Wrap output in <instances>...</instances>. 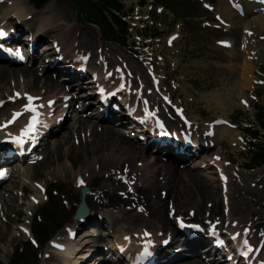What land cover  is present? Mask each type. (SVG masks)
I'll use <instances>...</instances> for the list:
<instances>
[{
  "label": "rangeland",
  "instance_id": "1",
  "mask_svg": "<svg viewBox=\"0 0 264 264\" xmlns=\"http://www.w3.org/2000/svg\"><path fill=\"white\" fill-rule=\"evenodd\" d=\"M24 1V6L32 12L31 15H34L33 13L36 11L34 18L27 20V23L31 24L35 31L41 33L42 37L37 57L38 63L34 64V61L33 64L29 63L25 66H11L14 67L11 72H14L15 76H10L2 84L0 96L1 93H5L3 99L11 94L13 89L19 88L41 93L43 96L49 90L54 91L53 96L57 94L61 96L63 92L68 91L70 86L65 85L64 79L71 81L76 79L69 75L71 73L69 64L63 62L59 66L58 69L63 72V75L57 71L53 74L50 68L53 67L56 58L52 41L57 39L60 40L65 47V52L70 57H75L80 52L93 55V63L90 62L92 66H98L97 58L100 52L110 58L122 55L129 62H136L135 64L142 68L143 76L146 79H148L147 65H144L143 62L151 59L155 65V71L162 77L164 92L172 98L174 104L185 109L195 123L197 131L208 128L217 119L225 120L229 124L226 125L227 129L230 126L234 131L233 134L220 138L219 142L215 139L217 144L211 152L203 157L201 155L195 157L196 165H189L190 163L185 161L169 162L170 166L172 165L180 171L176 182L178 190L174 189V194L170 195L168 187L161 182L159 186L152 189V192L156 196L164 197V192L167 191L166 197H171L170 199H173L177 210L183 213L184 209V214L187 216L193 209L197 213L199 203L202 202L205 209L200 205L202 210L199 211L200 214H196V217L207 218L208 222L221 217L226 222L230 218L231 211L227 212L225 208L222 185L214 166L216 163L212 162V156L216 153L222 157L221 163L231 177L229 181V194H232V199L230 196L229 202L230 208L234 205H242V209L244 208L242 217L232 214L231 217L238 221L242 219L244 226L248 221L255 222V224L264 223V167L246 168L249 137L244 130L247 126L260 127L257 108L264 106V28L261 30L260 26L261 31H259L254 23L247 25L246 22H249L251 17H241L235 14L231 20L225 19L219 11L221 10L219 6L227 5V0H173L170 3L172 6H169L170 9L166 3L165 9L159 7L160 4L157 0H126L123 1L121 7L127 14L124 16V20L129 22L130 30L127 44L122 46L120 43L104 40L108 38L103 36L96 24V22L101 26L105 24L100 15L101 4L98 0H53L41 10L35 9L30 0ZM204 3H209L213 10H206ZM102 5L106 6V1H103ZM228 5H230V1ZM47 9L54 14L49 24L45 17L49 13V11L46 12ZM3 13L4 11L0 9L1 19L8 20L10 25L18 23V17L10 18L11 13L6 16ZM219 16L233 24L230 23L229 26L220 24L217 20ZM256 16L261 15L257 14ZM261 19L264 21V17ZM174 36L175 39L172 40ZM246 36L248 42L244 43ZM224 41H229L230 47L224 46ZM42 45L46 46L42 47ZM46 48H49L50 51L47 52ZM245 59L249 61L251 59L250 62L254 63L249 68L252 86L243 89L241 88L243 83L240 81V85H237L236 81L240 80ZM23 70L36 71L37 74L29 77L22 74ZM45 75L58 80L59 88H48L49 90H47L43 85ZM38 77H41L40 82H38ZM61 77L63 80L60 79ZM90 77L88 75L84 78L86 85L87 83L93 84ZM74 83L78 84L79 81ZM222 88L229 90V94L221 99L222 102L211 101L208 103L209 96L212 100V90ZM223 103L229 104L224 105ZM72 104L81 106L80 99L77 98ZM90 114L79 113L76 117L68 118L64 127L62 126L50 138L47 137L48 141L45 140L47 143L43 145L41 151L43 159L38 164L32 165V179L24 176L25 167L20 163L11 165L13 176L0 189L1 264H10L11 260L21 263L27 261L28 264H57V260L53 257L46 258L50 249L48 241L43 248L29 247L26 255L27 260L15 257L14 252L22 246L28 237L21 231L20 223L32 221L33 224L35 216L41 214L42 208L46 205L47 211L51 213L44 216L43 222L52 217V232L58 229L56 234L53 232L52 235L55 234L53 238L64 236L65 227L68 222L73 220L72 213L80 200L78 177H84L87 183L95 187L93 196L95 200L98 198L100 190L108 189L107 187L118 179L117 173L111 169L113 164H117L112 162L113 160L110 161L111 163L109 160L104 163L106 160L104 158L109 151L105 149L99 151L95 155L99 158L98 162H92L95 157L87 151L86 143L102 144L103 138H107L106 133L92 135L88 127L80 125L78 118L88 119ZM118 118L120 117L114 116V127L122 130L136 150L144 147L145 141H140L137 134H132L131 132L135 133L134 130H123ZM100 128L99 131L95 130L102 132L103 130ZM97 134L98 136H96ZM86 139L91 142H87ZM114 155L120 160L119 165H122L128 158L127 155L120 157V152ZM141 155L142 157L155 155L154 158L158 156L154 151L149 153L144 151V148L137 156L140 158ZM161 161L169 164L164 159ZM191 161L189 160V162ZM160 167L159 165L155 170L150 169L138 186L144 188L151 178L166 176ZM65 171L66 173H64ZM188 176L194 177L197 182L188 181ZM200 184L209 188L211 192L209 199L199 200L197 190L189 187L191 185L200 186ZM45 187L49 188L52 196L51 202L46 201L47 196L43 190ZM126 189L119 192V196L124 201L123 194ZM32 197H37L39 204L33 202ZM186 200L192 201V204L183 206L187 204L183 203ZM132 201L137 203L135 198L130 199L125 202L122 208L128 213H137L132 206ZM167 201H165L164 210L168 216ZM236 201L238 204L235 203ZM217 202L219 206L216 205ZM118 214L109 206L104 210L98 209L93 212L92 217L101 216V218L99 217L100 225L94 232L109 237V240L105 241L102 237L94 235L95 242L107 244L117 234H121L123 226H115L112 223L117 219ZM38 251L39 258L36 259L35 255ZM194 256L196 257L193 254L188 260L195 259ZM175 261L173 264L177 263ZM202 261L205 262L204 259Z\"/></svg>",
  "mask_w": 264,
  "mask_h": 264
},
{
  "label": "bare ground",
  "instance_id": "2",
  "mask_svg": "<svg viewBox=\"0 0 264 264\" xmlns=\"http://www.w3.org/2000/svg\"><path fill=\"white\" fill-rule=\"evenodd\" d=\"M24 5H25V1L24 0H14L11 5L2 4L1 3L0 4V9H2L4 11L5 15L10 14L11 12L14 11L15 13H17V14H19L21 16H26V17L28 15L30 16L32 12L28 11V8L26 6H24ZM219 7L221 8V10H219V11L223 14L225 19L228 18L229 20H231L233 15L236 14V12L232 8H230L228 4L227 5L226 4H222ZM262 8H263L262 5L260 7L255 6V9H254V7L247 6V8H246L247 10L246 9L245 10L248 11L247 12L248 14H250V12H252L254 10L255 11L256 10H260ZM49 9H47V11H46V12L49 11V13L45 16L48 24L52 21V17L54 15L52 12H50ZM32 10L34 11V9H32ZM33 14L34 15H33L32 18H34L36 13L34 12ZM257 17H261L262 18V17H264V15H261V16L252 15L251 19L249 20V22H246V24L247 25H252L254 23L255 24L254 26L256 28L258 27L257 30L261 31V30H263L262 28H264V21L261 18L259 19ZM230 23L233 24L232 22H230ZM260 26H261V30L259 29ZM74 41H76V40H74ZM48 51H50L49 48L47 49V52ZM112 60L115 63L120 62V60H123L126 63L124 56H121V55L119 57H113ZM250 61H251V59H250ZM250 61L245 59L244 69L242 70V74H241L240 80L236 81L237 85L238 84L240 85V81H241V83H243V85H241L242 86L241 88H243V89H245L248 86H252L251 85L252 80H250L251 78H250V72H249L250 69L249 68L253 65L254 62L252 63ZM135 63L136 62L131 61V64H132L131 67L134 68V74L139 78V80L140 79L142 80V78H141V77H143L142 68L137 66ZM127 65H128V62L126 64H123V67H124V71L123 72L126 75L129 72V70H126V68L128 67ZM12 68H14V67L0 65V92H1V86H3L2 84L5 83L6 80L8 78H10V76L11 77L15 76V73L11 72ZM53 71H54V69H53ZM22 74L28 75L30 77L31 75H35L37 73H36V71L23 70ZM120 76H121V74L115 73V78L114 79L118 80ZM45 77H46L45 80H44L45 83H43V84L47 88V90L52 89L55 86H57V87L60 86L59 83L56 80L52 79L51 76L45 75ZM33 79L36 80V78H34V77H33ZM40 80H41V77H38V82H40ZM131 80L132 79L129 78V83L131 82ZM143 82H145V81H143ZM85 83L86 82L83 81L82 83H80L79 86H81V87L83 86L84 87ZM147 84L148 83H146V85ZM14 90H16V89H13L12 91H14ZM53 92H54L53 90L47 91V95L49 96V98H46V99H53V97L51 96V95H53ZM214 93H218V94H214ZM3 94H5V93H1L0 98L3 97ZM211 94H213L212 95V100L210 99V96H209L208 103H210L211 101H213L215 103H220V102H222L221 99L224 98V96L226 94H229V90H226L225 88L217 89V90L214 89V90H212ZM132 96H134V95H132ZM135 96H136V93H135ZM144 97H146V96H144ZM159 104H160V106L162 105L161 103H159ZM223 104L224 105H228L229 103H227V104L223 103ZM17 105H18L17 103H15L13 105L6 104L5 107L2 108V110L0 109V114H1L0 115V121L3 120L7 116V114L9 112H11V110L15 109ZM87 106H91V105L87 104ZM141 109H142V106L140 107V110ZM162 109H165V108H162ZM140 110H139V112H140ZM96 117H97L98 121H94L95 123L91 122L93 120H88V119H82L81 118L79 120L80 121L79 122L80 125H82V126L84 125V126L88 127V129L92 132V135L96 134V133H106L105 136H107V138L106 139L103 138V140H102L103 143L102 144H99V143L92 144L94 142L86 143V145L88 146L87 151L93 157H95V155L99 151H101L103 149L109 151V153H107V155H106V158H104L106 160H104L102 158V160H104V163L108 162V160H109V162L113 160L112 162H115V164H117V165L113 164L111 166V167L114 168L115 171H118V169L123 170L124 167H127L126 171H123V176L128 181V183L131 182L134 186L136 185V181L140 180L144 175H146L150 171V169L155 170L159 165L161 166L160 168H161V171L163 172V174L166 175V176H163V177H160V178L156 177V179H154V178L152 179L151 178L149 180L148 185H146L145 188H141V187L137 186V191H138V193L140 195L141 203H143L145 205V207H146V209L144 211L145 212L144 214L140 215L138 213H133V212L132 213L122 212V213H120L117 216V219L112 222L113 224H115V226L116 225H122L123 226L122 227V231H121V235H124L125 237H131L130 241L129 240L125 241V240H121L122 237L119 236L118 239H119L120 243L123 244L124 246H126V245L133 244L134 242L140 241V240H141V242H143L145 239H143L142 237H140L139 239L135 238V239L132 240V238L134 237L135 233H137V232H140L141 235H142L144 233V231L149 230V231H153L154 235H156L161 230H166V231H168V230H170V231L178 230L177 224L175 223V218L172 217V216H167L166 213H165V210H164V206L166 204L165 201H167V199L169 200L171 197L168 196V198L164 200V198H162L161 196H156L152 192V189L157 187V186H159V183L161 182V183H164L168 187L170 195L174 194V192H173L174 189L178 190L176 182L178 181L177 178H179V172L180 171L177 170L174 166H172V165L170 166V164L163 163L161 161L162 159H160L159 157H155L154 158L153 155L150 156V157H142V155H141V157L139 158L137 155L139 154V152L141 150L140 149L136 150L134 148V146H133L132 142L130 141V139L125 137V135L122 133L121 129H117L116 127L111 126L110 124H108V125L102 124L101 122H107L106 121L107 119L104 118V116L100 115V113ZM22 122H23L22 119L19 120L16 129H18V127L22 124ZM90 123H92V124L90 125ZM99 128L102 129L103 131L102 132L101 131L97 132L95 130V129H97L99 131ZM211 129L214 131L215 139L218 142L220 141V138H225V137H227V135L234 133V131L232 129H230V128L227 129V127L224 124H222L220 126L212 125L210 127V129H208V130L211 131ZM96 136H98V134ZM86 141L87 142H91V141H88L87 139H86ZM6 150L7 149L3 150V154H5ZM117 152H120V155H121L120 157H123V156H126V155L128 156L127 160H125V162H123V164H122L123 166L119 165L120 160L117 159L116 156L114 155V154H117ZM98 161H99L98 157H95L92 160V162H98ZM138 162H140L141 165L137 164ZM92 165H93V163H92ZM120 167H122V168H120ZM4 169H6V168H4L3 166L0 167V171H3ZM90 169H91V166H90ZM64 173H66V171ZM24 176H26L28 179H32V166L31 165H26L25 166ZM188 178H189L188 181L197 182L194 179V177L188 176ZM113 186L117 187V188L124 189V184L122 182L118 181V180H116L113 183ZM113 186H110L108 189H102L99 192L98 198L96 200H94V197L91 196L92 197L91 198L90 195H88V197H87L88 204H89V206L91 207V209L93 211L94 210H98V209H102L103 210L104 208H107L108 206L115 210L117 208H120L121 205H123V203H124L123 200L116 193V192H118V190H114ZM189 187L197 190V192H198L197 196L199 197L198 198L199 200L204 199V198H208L209 199V197L211 196V194H210L211 192L209 191V188L206 185H203V184H200V186H192L191 185ZM239 190H241V189H239ZM98 199L100 200L99 202H98ZM242 200L243 199L241 197V201ZM183 203H187L186 205H183V206H187V205H189V203L192 204V201L189 202V201L186 200ZM235 203L238 204L237 201ZM200 205L202 206V208L205 209V207H203V203L200 202L199 203V208H198L199 211L202 210ZM216 205L219 206L218 202L216 203ZM234 206H233V209H232L233 215L234 216L238 215V216L242 217L241 215H243L242 213H243V210H244V208L242 209V205H237L235 207ZM199 211L197 212L198 214H200ZM177 213L179 215V213H182V212L180 210H178ZM183 213H184V209H183ZM119 220H121V221H119ZM241 222H243L242 219L240 221L232 220L233 230L235 232H237V231H242V232L245 231V229L241 230L239 228ZM97 224H99V223H96V225ZM0 230H1V228H0ZM93 231H96V229L92 228L91 232H93ZM258 232H260V231H258ZM258 232L256 234H258ZM89 236H90V233L88 232V230H83V231L79 232L78 236L75 239V240L79 239L78 240L79 242L78 241L77 242L74 241V243L73 242H69V246H68V250L67 251L52 250V256L51 257H53V254L55 255L54 257H56L55 260H57V257H59L58 262L62 263V264H78L77 255L75 253L82 254V255H80V257H82L84 259L86 254L90 252L89 250H87V247L90 246L89 242H91ZM99 236L102 237V239L105 240V241L109 240L108 239L109 237H107V236H103L101 234ZM256 236L257 235H254V237H256ZM62 239L63 240L64 239L67 240V237L66 238H62ZM78 246H79V248H78ZM177 246L178 247L176 248V250L173 248V250H175V253H174L173 256H171V258L169 257V252L167 251V249H163L162 251H159L158 254L162 256L161 258H167V262L172 261V258H180L181 262L179 264H205L200 258L191 259V260H188V259L184 260L183 258L186 257V255H185L186 254L185 253V247H184L185 245L182 244V246H179V245H177ZM83 248H86V249L83 250ZM107 248L111 249L110 247H107ZM104 250H106V249H103L102 251H104ZM190 250L193 251V249H191V248H190ZM102 251H100V252H102ZM100 252L97 255V259L98 258L99 259L100 258H107L110 261L109 264H123L122 262H124V257H122L120 255H117V254L112 255L113 253L111 251H109V250H107V252H102L101 254H100ZM161 258H159V259H161ZM98 260L93 262V264H95V263L99 264L100 261H98ZM124 263H126V262H124Z\"/></svg>",
  "mask_w": 264,
  "mask_h": 264
},
{
  "label": "snow or ice",
  "instance_id": "3",
  "mask_svg": "<svg viewBox=\"0 0 264 264\" xmlns=\"http://www.w3.org/2000/svg\"><path fill=\"white\" fill-rule=\"evenodd\" d=\"M4 35H5V32L3 31V29H0V36H4ZM0 48H3L2 44H0ZM7 51L9 53H13V50L11 48L7 49ZM13 54L20 55L18 50L15 53H13ZM20 58L21 59L23 58L22 55H20ZM82 59H87V57H82ZM122 87H123V85H122ZM101 91H103V89H101ZM17 98L26 99V103L23 104V111H26V112H29V113L32 114V115H30L28 122L21 129V135L12 137V139L17 144L23 145L25 143V140H24L25 136H31V134L39 132V128L37 127V125H40L42 123L41 120L39 119V117L41 115V113L39 112V109L42 108L43 105L36 103V101L41 99L40 97L32 96L29 93H19V92H17L15 94V96L9 97V99L13 100V101H15ZM66 99H67V97H66ZM4 103H5V101L0 100V106H3ZM52 103L53 102L51 100L48 101L49 105H51ZM145 103H147V102L145 101ZM22 114H23V112L14 110L11 119L6 120L3 123H0V131H3L4 129H6L9 124L14 123L17 120V118L20 117ZM149 115H154V113L149 112ZM161 127H163L162 124H161ZM9 135H11V134L9 133ZM32 138H34V137H32ZM0 174H2V173H0ZM80 183L83 184L84 181L81 179ZM178 219H180L181 226L182 227L185 226L184 222H183V219L182 218H178ZM219 223H220L219 220H217L216 223H212L211 221H209V224L211 225V234L214 235V236L219 235L217 227H216V225L219 224ZM190 227L196 228V229H198L200 231H204L205 230L199 224L190 225ZM25 231H27V229H25ZM145 235L150 236L151 233L145 232ZM235 235L238 237V236H240V233H236ZM125 239L130 241L131 237H125ZM166 242L167 241H165V243ZM244 242H245V244L248 243L247 240H245ZM145 243L150 245V244L153 243V241L148 240ZM219 243H224V242L221 240V241H219ZM57 246L59 247L60 245H57ZM121 251L122 252L125 251L123 246H121ZM149 255H151V253L146 248L145 252H144V255L141 256V259H146L147 256H149ZM245 255H247V253H245Z\"/></svg>",
  "mask_w": 264,
  "mask_h": 264
},
{
  "label": "trees",
  "instance_id": "4",
  "mask_svg": "<svg viewBox=\"0 0 264 264\" xmlns=\"http://www.w3.org/2000/svg\"><path fill=\"white\" fill-rule=\"evenodd\" d=\"M50 0H31V2L38 8L44 6L47 2H49ZM107 2L109 0H106ZM109 3V2H108ZM115 6V9L119 10V3L116 1L112 2ZM113 21L118 24V26L120 27V31L119 33H124L127 28V25L125 22H123L118 16L113 15ZM107 29L109 30L110 33H115V30L113 28V23L112 22H108L107 21ZM119 33L117 32L116 35H119ZM261 111H263V117H260V123L261 126L264 128V107L261 109ZM253 133V135H255L256 137H259L260 132L256 131V130H249ZM255 145V150H254V157H253V164L254 165H264V136L262 137V140L259 141L258 143L254 144ZM37 231L39 232L40 236H45L46 234H48V228L46 230V227H42L41 225L37 226ZM48 236V235H47ZM22 256V255H21ZM11 264H20V262L17 261H12Z\"/></svg>",
  "mask_w": 264,
  "mask_h": 264
},
{
  "label": "water",
  "instance_id": "5",
  "mask_svg": "<svg viewBox=\"0 0 264 264\" xmlns=\"http://www.w3.org/2000/svg\"><path fill=\"white\" fill-rule=\"evenodd\" d=\"M86 191V190H85ZM88 213V208L85 204V201H83L82 205L80 206L79 208V211L76 215V217H82V216H85L86 214Z\"/></svg>",
  "mask_w": 264,
  "mask_h": 264
}]
</instances>
